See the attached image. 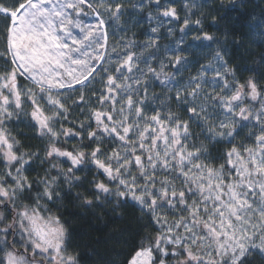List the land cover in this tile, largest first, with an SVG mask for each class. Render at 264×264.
I'll list each match as a JSON object with an SVG mask.
<instances>
[{
    "label": "snow or ice",
    "instance_id": "1",
    "mask_svg": "<svg viewBox=\"0 0 264 264\" xmlns=\"http://www.w3.org/2000/svg\"><path fill=\"white\" fill-rule=\"evenodd\" d=\"M241 7L0 0V264H84L66 201L135 213L112 264L264 260V71L229 51Z\"/></svg>",
    "mask_w": 264,
    "mask_h": 264
},
{
    "label": "trees",
    "instance_id": "2",
    "mask_svg": "<svg viewBox=\"0 0 264 264\" xmlns=\"http://www.w3.org/2000/svg\"><path fill=\"white\" fill-rule=\"evenodd\" d=\"M242 5L238 10L229 13L232 21L236 22L235 27L239 35L238 41L243 42V47L232 48L229 51L235 63L240 66V73L244 76L253 75L246 71L249 68L260 67V54L264 53L261 44L260 24L261 13L264 12V0H240ZM147 27V23H142V27L137 30V35L141 38V33ZM224 25H220L223 29ZM206 30L217 35L220 33L216 27H208ZM168 42L169 40H164ZM207 43V42H205ZM198 56H206V50L194 49ZM254 53V54H253ZM29 137L32 132L28 128L21 129ZM26 143L39 144L38 140L29 139ZM63 208L64 218L69 222V231L73 235L74 242L80 245V251L84 257V264H112L113 261H121L127 246L122 243L135 234L138 222L135 213L131 209H122V215L111 213L110 209L88 210L80 206L78 202H65ZM255 264H264L259 256L254 257Z\"/></svg>",
    "mask_w": 264,
    "mask_h": 264
},
{
    "label": "rangeland",
    "instance_id": "3",
    "mask_svg": "<svg viewBox=\"0 0 264 264\" xmlns=\"http://www.w3.org/2000/svg\"><path fill=\"white\" fill-rule=\"evenodd\" d=\"M179 3H180V0H177V6H179ZM162 43L167 45L169 43V41L168 42L162 41Z\"/></svg>",
    "mask_w": 264,
    "mask_h": 264
}]
</instances>
